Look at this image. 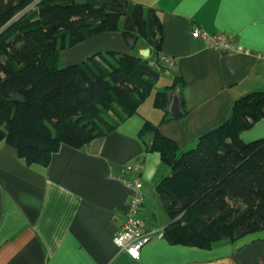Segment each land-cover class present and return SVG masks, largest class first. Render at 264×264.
Wrapping results in <instances>:
<instances>
[{"label":"crops","instance_id":"obj_1","mask_svg":"<svg viewBox=\"0 0 264 264\" xmlns=\"http://www.w3.org/2000/svg\"><path fill=\"white\" fill-rule=\"evenodd\" d=\"M129 1L159 12L161 55L173 60L165 87L176 76L182 80L170 92L178 94L182 115L172 118L168 111L170 119L160 123L159 132L180 150L221 124L236 99L264 91V0ZM194 28L228 34L244 51L208 48L191 35ZM135 48L141 56L145 40ZM96 52L130 54L133 48L118 31H104L62 50L59 65L79 64ZM154 93L106 136L79 149L61 145L46 167L26 165L0 142V264H264V230L208 249L154 238L138 259L113 243L131 193L124 179H140L138 217L147 227L169 222L160 213L165 208L155 186L170 170L137 137L144 120L158 123L162 117L153 106ZM239 137L246 143L263 138L264 116ZM128 164L136 169L126 171Z\"/></svg>","mask_w":264,"mask_h":264},{"label":"trees","instance_id":"obj_2","mask_svg":"<svg viewBox=\"0 0 264 264\" xmlns=\"http://www.w3.org/2000/svg\"><path fill=\"white\" fill-rule=\"evenodd\" d=\"M33 2L0 0V142L26 165L46 167L61 145L79 149L137 113L169 65L161 60L153 8L129 0H40L36 12L24 11ZM104 31L133 39V49L145 40L149 56L96 52L59 65L62 50ZM179 82L176 76L154 93L162 117L144 120L137 134L170 170L155 186L169 218L163 238L208 249L264 230V137L247 143L239 137L264 116V91L236 99L221 124L180 150L159 132Z\"/></svg>","mask_w":264,"mask_h":264},{"label":"built area","instance_id":"obj_3","mask_svg":"<svg viewBox=\"0 0 264 264\" xmlns=\"http://www.w3.org/2000/svg\"><path fill=\"white\" fill-rule=\"evenodd\" d=\"M194 37H201L208 48H212L221 53L241 52L242 48L233 43L232 37L228 34H209L199 28H194L191 31ZM264 57V53H263ZM161 60L171 66L173 60L161 56ZM126 171L136 169V166L128 164L125 166ZM123 182L130 189L131 193L128 199V209L125 213V220L122 226L115 232L113 243L120 249L126 252L131 259H138L142 246L148 241L163 237V228L147 227L144 221L138 217L142 208L143 192L141 182L138 177L124 179Z\"/></svg>","mask_w":264,"mask_h":264},{"label":"rangeland","instance_id":"obj_4","mask_svg":"<svg viewBox=\"0 0 264 264\" xmlns=\"http://www.w3.org/2000/svg\"><path fill=\"white\" fill-rule=\"evenodd\" d=\"M40 0H35V2H33V4H31L27 9H25L24 11H28V10H33L35 7H34V4L35 3H38ZM37 9L35 8L32 12H36ZM19 16V15H18ZM17 16V17H18ZM17 17L13 18L12 20H10L8 22V24H11L13 21H15L17 19ZM122 23V19L120 21V24ZM7 24V25H8ZM137 47V46H136ZM135 49H133V53H135ZM170 81V72L169 70H166L164 69L163 71L159 72V75H158V79L156 80L155 84H154V88L152 90V94L155 92V89H160L162 90L165 85H167ZM109 114V119L110 120H113V121H116L117 119L115 118V116L113 114H111L110 112L108 113ZM160 213L161 215L165 218V219H168V216L167 214L165 213V211L162 209H160Z\"/></svg>","mask_w":264,"mask_h":264},{"label":"water","instance_id":"obj_5","mask_svg":"<svg viewBox=\"0 0 264 264\" xmlns=\"http://www.w3.org/2000/svg\"><path fill=\"white\" fill-rule=\"evenodd\" d=\"M127 44L132 47L134 45V40L129 38L127 39ZM149 49L146 48L141 52V56L143 58H146L149 56ZM168 111L170 113V116L172 118H176L182 115L181 106H180V100L178 94L170 93L169 94V107Z\"/></svg>","mask_w":264,"mask_h":264}]
</instances>
